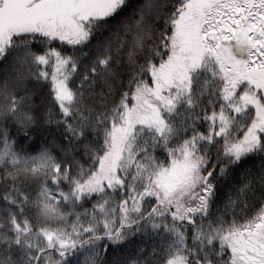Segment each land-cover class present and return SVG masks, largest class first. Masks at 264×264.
<instances>
[{
  "label": "snow or ice",
  "instance_id": "snow-or-ice-1",
  "mask_svg": "<svg viewBox=\"0 0 264 264\" xmlns=\"http://www.w3.org/2000/svg\"><path fill=\"white\" fill-rule=\"evenodd\" d=\"M0 264H264V0H0Z\"/></svg>",
  "mask_w": 264,
  "mask_h": 264
}]
</instances>
